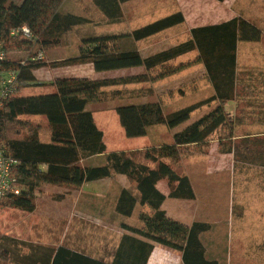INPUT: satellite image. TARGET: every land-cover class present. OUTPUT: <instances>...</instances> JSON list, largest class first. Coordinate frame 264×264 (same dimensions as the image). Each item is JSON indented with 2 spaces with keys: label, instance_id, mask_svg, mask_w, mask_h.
Returning a JSON list of instances; mask_svg holds the SVG:
<instances>
[{
  "label": "trees",
  "instance_id": "1",
  "mask_svg": "<svg viewBox=\"0 0 264 264\" xmlns=\"http://www.w3.org/2000/svg\"><path fill=\"white\" fill-rule=\"evenodd\" d=\"M65 0H0V39L7 51V59L0 65V76L17 70L15 94L0 105V151L17 159L13 175L17 178L19 193L8 192L0 201L3 208H19L33 212L37 208V193L45 184L81 186L86 182L111 177L127 176L137 194L124 187L116 203V212L132 216L138 203L149 205L153 211L139 214L142 227L123 224L131 234L123 235L112 262L93 257L64 244L58 246L32 242L0 233V264H147L155 243L174 248L182 253L184 264H220L208 259L202 233L212 224L195 220L184 223L167 214L162 208L167 198L196 199L197 195L188 175L179 173L171 163L187 157L189 146L203 152L210 145L211 136L219 131L233 133L232 118L224 102L233 98L238 76L237 49L240 41L260 42L262 30L253 22L233 17L226 21L190 28L191 37L158 52L143 55L134 42L146 39L185 22L182 11L157 19L130 31L95 32L88 29L79 34L80 54L51 62L37 59L61 45L63 35L73 27L89 24L81 14L64 12ZM129 0H94L109 20L123 17L122 3ZM225 1V0H218ZM27 26L32 36L14 29ZM28 49V55L11 54L17 47ZM36 47V50L32 53ZM198 51L189 62L169 66L177 57ZM89 62L97 72L144 67L146 72L112 78H59L44 81L35 70L44 66H65ZM201 63L207 79L214 88L208 98L172 112H166L158 100H150L146 93L143 102H121L115 110L127 137L149 134L151 128L166 125L175 129L188 122L192 113L215 101V105L173 133L171 143L131 150L107 152L104 132L96 123L92 105L108 98L121 97L119 89L108 87L132 83H148L166 78L186 67ZM28 89H41L27 93ZM52 91H48V90ZM44 91H47L44 93ZM47 122L43 126L42 119ZM46 135L49 140L43 139ZM243 142L251 143L252 138ZM240 147L244 149L240 150ZM187 148V149H186ZM252 148L246 144L234 146L236 159L248 157ZM194 152V151H193ZM98 156L99 162L86 160ZM102 157V158H101ZM171 160V161H170ZM167 179L168 194L158 184Z\"/></svg>",
  "mask_w": 264,
  "mask_h": 264
},
{
  "label": "rangeland",
  "instance_id": "2",
  "mask_svg": "<svg viewBox=\"0 0 264 264\" xmlns=\"http://www.w3.org/2000/svg\"><path fill=\"white\" fill-rule=\"evenodd\" d=\"M244 1L248 11L252 3L253 9L255 8L264 17V8H260L256 3H250V0ZM121 7L123 17L114 21L107 18L96 6L94 0H65L62 5L64 12L84 15L91 22L83 26L73 27L63 35L61 45L52 48V51L49 50L48 54L58 57L57 60L79 55V34L88 29L100 33H122L177 11H182L186 18L184 23L134 42V46L140 49L143 55L152 54L188 40L191 37V27L218 23L230 17L231 14H235V0L224 2L218 0H129L122 3ZM238 45L239 74L237 77L241 82L239 88L242 89L240 92L242 96L243 90H247L250 85L249 81L258 74H264V35L260 42L240 41ZM16 47L20 53L19 59L28 55L25 53V50L28 52V49L23 48V46ZM31 50H33V53L36 47ZM197 56L198 51H192L170 61L169 66L186 64V62L194 60ZM55 70L51 69V72L56 77ZM59 71L61 75L67 76L58 77L57 79L78 77L102 79L140 74L146 72V69L144 67H134L97 72L91 63L86 62L65 65L59 67ZM36 73L40 79L47 80L49 79L50 69L40 67L36 69ZM107 89L122 90L121 97L117 99L108 98L101 103L92 105V109L96 117L95 120L105 133V142L108 140L107 150L110 151L129 147L133 148L132 150H137L146 148L145 146L149 144H151L149 146H152L164 142L171 143L173 133L176 130H181L187 123L196 120L216 104L213 101L209 105L200 107L192 113V117L188 122L175 129H170L166 125H158L151 128L149 134L144 136L145 138L131 141L127 139L129 137H127L119 122L114 108L117 103L143 102L147 100L146 93L151 92L150 100L160 101L166 112H172L212 96L214 88L209 83L202 64L194 63L178 73L157 81L117 85ZM26 92H38V90L28 89ZM246 116L243 111V117ZM247 117L249 119V116ZM37 119H42L43 126H47L44 118ZM227 134L224 131L214 133L210 137L209 146L211 147L213 140ZM47 138L46 135L43 136V139ZM242 149L244 147H240V150ZM190 150L194 152L192 154L187 152L189 155L181 158L178 162L170 161L179 173L191 177L197 197L196 199H169L172 203L180 202L179 204H172L171 210L178 217L184 219L183 222L185 220L191 222L192 219L203 220L208 214L211 215L210 218H214L207 220L217 224L211 233V238H213L216 245H208L209 255L220 258L222 261L219 260L223 264H257L258 262L252 258H237V253H234L233 259L221 256L220 245H218V241L225 233H222L219 238V231L223 229V226L216 221H220V216L221 219L226 216V225L230 224L233 219L236 220L238 214H241L243 206L242 202L241 205L238 204L235 197L233 200L229 198V190L221 179H218L217 176H207L208 174H231L229 168H232V162L228 160L219 162L210 155H204L201 151L203 149L200 147L191 146ZM88 160H86V163ZM94 162L97 163L99 160L94 159ZM206 182L211 185L206 186ZM124 184L137 194L135 184L127 176L120 174H114L111 178L89 181L81 186L45 184L37 193V208L33 212L0 206V233L46 245L58 246L64 244L93 257L104 260L109 259L111 256L114 257L123 235L131 234L123 228V224L142 227L143 223L139 214L142 211L151 210L149 205L143 207L138 203L132 216H124L116 212V197ZM161 184L163 186L167 184V179H163ZM162 185L161 187L164 188ZM224 229L226 231L225 227ZM148 262L147 264H184L180 251L159 243L156 244V247L154 246Z\"/></svg>",
  "mask_w": 264,
  "mask_h": 264
},
{
  "label": "crops",
  "instance_id": "3",
  "mask_svg": "<svg viewBox=\"0 0 264 264\" xmlns=\"http://www.w3.org/2000/svg\"><path fill=\"white\" fill-rule=\"evenodd\" d=\"M12 1L16 3H20L22 0H12ZM244 2H245L244 0H235V14L234 15L231 14L230 17L222 21H226L233 17L239 16L256 24L262 30L264 35V17L261 15L259 11L255 10V8L253 9L251 3V2L256 3L260 6V8H264V0H250L251 7L249 11L245 6ZM49 52L43 53L44 61L51 62L59 59L58 57L56 58V56L49 55L48 54ZM11 54L17 56L20 53L16 49L13 50ZM238 57H239V45L237 49V62H238ZM44 67H46V69H50V74L48 75L49 79L47 80L41 79V80L55 81L58 77L67 76V75H61V72L59 71V67L62 66H57L58 68L49 65ZM51 69L52 70L56 69L55 70L57 74L56 77L55 74L51 72ZM203 70L205 71L204 66H203ZM35 74L36 76H38L36 70H35ZM238 74H239V66H238ZM249 83L250 85L248 86V89L243 90L241 96L240 92L242 89L239 88L241 86V82H239L237 77V83L233 98L228 99L227 101L224 102V107L233 121L232 124L233 133L230 135L219 137L217 140H213L211 147L208 146L205 152H203L202 154L210 155L213 158L219 160V162H222L223 160H228L232 162V168H229L231 174H208L207 177L217 176L218 179H221V181L226 185V188L229 190L228 192L229 198H232L233 200V198L235 197V199L238 200V204L241 205L242 202V206H243L241 210V214H238L236 216V220L233 219L230 224L226 225L227 222L226 216L223 219H221L220 216L219 217L220 221H216L218 222V224H221L223 226V229L219 231V238L221 237L220 235L222 233H225L218 241V245H220L219 248H220L221 256L233 259L234 253H237V258L239 259L252 258L256 260V262H258L257 264L260 263L264 264V74L256 75L252 80L249 81ZM37 90H41V89H37ZM52 90L50 89L48 91H52ZM45 92L47 91H44V93ZM36 93L39 94L42 92L38 91ZM243 111L244 114L249 116V119L247 116L243 117ZM101 130L103 131V129ZM141 138H145V137L143 136V137L127 138V139L131 141L132 140L135 141ZM247 138H252V142L251 143L243 142V140ZM44 140L48 141L49 138ZM241 142L242 144H246L247 146L252 148L251 149L252 154L249 155L250 159H247L248 157H242V160H240V158L236 159L234 155V146H238V144H240ZM105 143L108 146V140ZM149 145L145 147H149ZM190 147L191 146H189L188 152L192 154L193 151L190 150ZM132 149L133 148L129 147L120 150L113 149L111 151L110 150L107 151L108 152L122 151V150L129 151ZM214 153L215 155H213ZM224 157H231V158L227 159ZM94 159H100V157L98 156L92 157L88 160L87 163L96 164L94 162ZM188 177L191 180V177L189 175ZM161 182L162 181H160L158 184L159 189L163 193L168 194L169 192L168 183L163 186ZM160 184L164 188H162ZM210 185L211 184L209 182H206V186H210ZM124 187L127 186L124 184L121 187L120 191ZM127 188L130 187L128 186ZM118 195L116 197L115 206L117 203ZM169 199L171 198L166 199L162 208L167 211V214L169 216L183 222L184 219L178 217L177 214L171 210L172 204L175 203L179 204L180 202L172 203L171 201H169ZM142 206L146 207L147 204ZM152 211L153 209L151 208L150 211H146V212L152 213ZM210 217L211 215L208 214L206 215V218H203L202 220L212 224V228L209 231L202 233V241L206 248V256L208 259L218 260L220 264H223L220 258H217L214 255H209L210 249L208 248V245H216V243L213 242V238H211L212 236L211 233L213 232L214 227H216L217 225L213 221L212 223L211 221H207L210 219H214ZM195 220L197 219H192L190 220L191 222L185 220V222L187 224H191ZM224 227L226 228V231ZM156 244L157 243H155V247ZM112 260H113V256H111L109 259H105V261L107 262H112Z\"/></svg>",
  "mask_w": 264,
  "mask_h": 264
},
{
  "label": "built area",
  "instance_id": "4",
  "mask_svg": "<svg viewBox=\"0 0 264 264\" xmlns=\"http://www.w3.org/2000/svg\"><path fill=\"white\" fill-rule=\"evenodd\" d=\"M22 31L27 36H32V32L27 26H23L12 31L17 34ZM43 59V52H40L36 57ZM7 59V51L0 39V65ZM18 71L11 70L7 74L0 76V105L9 96L15 94L17 89ZM17 159L0 151V201L8 192L19 193L20 188L17 185V178L13 175V169L17 164Z\"/></svg>",
  "mask_w": 264,
  "mask_h": 264
}]
</instances>
